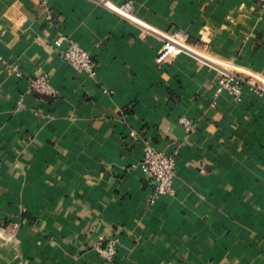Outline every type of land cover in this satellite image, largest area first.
<instances>
[{
    "label": "crops",
    "instance_id": "0c3cea01",
    "mask_svg": "<svg viewBox=\"0 0 264 264\" xmlns=\"http://www.w3.org/2000/svg\"><path fill=\"white\" fill-rule=\"evenodd\" d=\"M173 30L262 90L215 93L188 54L157 65ZM145 144L176 152L151 203ZM0 264H264V0H0Z\"/></svg>",
    "mask_w": 264,
    "mask_h": 264
},
{
    "label": "built area",
    "instance_id": "2783aa9c",
    "mask_svg": "<svg viewBox=\"0 0 264 264\" xmlns=\"http://www.w3.org/2000/svg\"><path fill=\"white\" fill-rule=\"evenodd\" d=\"M129 3H125L127 9ZM124 7L118 8V13L130 19L127 10ZM45 18L52 20L53 17L47 9ZM161 45L155 56V63L161 65L166 63L179 54H188L199 57L200 60L212 67L217 72L215 83V93L226 92L234 99L239 100L242 94L243 83L248 82L256 90L262 88L252 82L256 78L253 74H247V78L238 73V69L232 65L223 64L210 58L203 57L193 51L186 42V36L181 30H173L166 33H160ZM52 47L57 50L59 55L67 61L76 71L86 73L89 76L95 75L94 57L81 47L75 40L58 31L52 42ZM257 79V78H256ZM29 86L43 93H52L53 90L45 76L34 77L29 80ZM182 124L187 130L191 129V122L186 118H181ZM176 165V152H164L156 149L150 144H145L143 156L139 163L132 164L131 167H137L142 175L152 181L153 189L147 197L148 203H151L154 197L163 196L172 192V179L174 177ZM110 248L107 255H112Z\"/></svg>",
    "mask_w": 264,
    "mask_h": 264
}]
</instances>
